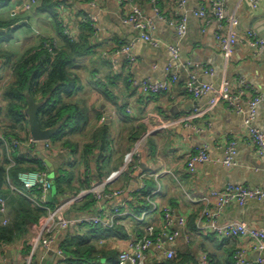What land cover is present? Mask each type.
Listing matches in <instances>:
<instances>
[{"label":"crops","instance_id":"crops-1","mask_svg":"<svg viewBox=\"0 0 264 264\" xmlns=\"http://www.w3.org/2000/svg\"><path fill=\"white\" fill-rule=\"evenodd\" d=\"M136 1L144 13L156 21L155 34L164 41L179 44L182 61L190 62L188 68L181 67L180 77L170 90L162 93L138 91L133 81L168 79L166 67L171 61V53L164 46L157 48L143 39H137L138 31L123 20L124 6L119 0H66L67 11L58 5L51 11H39L37 7L26 11L22 9V0H10L5 5L0 2V21L16 20L19 25L7 40L2 36L7 31L0 29V48L13 53L11 61L6 57L0 59V99L5 86L15 80L12 69L14 60H18L30 48L45 45L50 39L61 47L65 46L66 37L60 26L65 19L72 25L77 24L79 18L92 15L97 25L95 46L91 51L76 56L71 66L72 73L79 79L73 95L65 98L76 104L86 116L83 122L70 125L66 131L65 136L73 145L68 147L62 144V140L53 142L50 138V146L41 141L35 144L23 141L17 147L20 155L44 162V170L50 173L53 187L42 199L41 190L26 183L28 177L25 173L36 170L20 171L16 181L9 178L10 189L6 196L0 197V228L7 227L15 235L22 229L23 234L12 242L0 244V264L50 263L52 252L56 253L52 264H72L65 263L58 250L62 249V243L68 241L70 235H84L86 231L82 229L87 230L91 224L59 231L50 247L39 246L33 253L32 237L39 231L50 207L67 195H77L120 170L145 134L147 137L133 155L130 166L116 174L107 185V192L126 191L101 200L93 196L96 201L88 211L81 210V203H74L66 211L68 216L106 213L118 206L140 213L134 206L137 201L134 189L139 175L145 172L152 199L161 206L171 207L176 215H183L187 221L184 229L193 233L199 213L205 206L199 199L204 195L210 196L212 189H223L228 183L264 187V158L250 143L245 124L249 101L261 96L263 101L257 106L254 124L264 131V47H256L247 40L250 31L264 38V0H257L256 3L253 0H225L227 18H235L233 28L239 35L229 58L225 57L215 37L217 21L205 23L195 14L204 0H185L183 5H179L178 0H157L163 16L187 17L188 31L183 37L156 16L152 0ZM40 3L42 0H39ZM228 26L227 19L225 28ZM128 44L132 45L129 54L122 50ZM209 68L212 71L206 72ZM193 70L198 72L202 81L216 85L225 75L231 80L234 90L238 89L237 80L244 78L248 83L242 96L246 112H237L222 102L211 112L191 118V125H185L181 119L193 113L194 108L205 106L211 96V93H207L195 97L188 91V71ZM36 102L42 104V101ZM67 119L68 115L65 114L61 122ZM0 121L10 123L4 112ZM232 141L236 142V151L232 163L227 164L224 160ZM202 146L208 147L211 160L196 163L195 170L191 171L189 155ZM45 157L51 159L50 164ZM60 172L77 186L72 193H78L64 194L57 187L55 176ZM70 173L72 176L69 178ZM157 188L159 192L154 194L153 190ZM215 204L212 198L209 206L214 208ZM117 219L116 224L125 227L129 238L102 237L94 242L99 248L121 253L131 250V243L142 236L138 232L140 229L146 231L150 223L160 228L162 213H149L142 221L129 215ZM23 220L25 224L20 225ZM218 220L220 223L245 221L264 228V203L256 199L244 203L228 202ZM173 227L183 230L177 220ZM180 236L176 245L177 255L183 254L187 258L186 264H239L236 257L238 250L244 251L243 257L249 260H255L260 255L249 237L222 239L206 230L203 234H194L191 242L186 243L184 237ZM152 251L147 264L160 262L158 257H161L162 251L156 247ZM99 263L108 264L104 257Z\"/></svg>","mask_w":264,"mask_h":264},{"label":"built area","instance_id":"built-area-1","mask_svg":"<svg viewBox=\"0 0 264 264\" xmlns=\"http://www.w3.org/2000/svg\"><path fill=\"white\" fill-rule=\"evenodd\" d=\"M124 6L123 20L126 24L131 25L134 29L138 31L137 39H143L150 43L154 47H165L171 53V61L168 63L166 70L168 72V79L164 80H134L133 86L138 91L147 94H158L170 90L171 85L178 81L180 77L181 67H186L190 65L189 61H182L181 58V48L179 44H172L164 41L161 37L155 34L157 30L156 21L147 16L140 4L136 0H119ZM254 3L257 0H253ZM39 0H22V9L26 11H32L34 7L38 4ZM153 11L156 16L168 23L170 26L176 29L178 35L183 37L187 34L188 24L187 17H174L168 18L162 15L159 6L157 5V0H152ZM179 5H183L185 0H178ZM58 6L64 11H67L66 0H58ZM195 14L202 18L205 23H209L212 20L217 21L218 28L215 34L216 40L223 50L226 58H229L233 53V48L239 39V35L234 30L233 26L236 22L235 18H227L226 15V5L225 0H204L200 7L195 11ZM228 19L229 26L225 28V22ZM69 20L63 21L62 28L64 35L73 40L80 35V24L82 22H91L93 27L97 30L96 18L92 15H85L79 18L77 24L68 23ZM205 29V28H204ZM247 40L256 47H264V38L260 37L256 32L250 31ZM132 45L128 44L122 48L128 54L131 52ZM107 55V53H104ZM212 68L206 70V72H211ZM238 89L234 90L232 87L231 80L225 75L221 79L219 85L204 82L201 80L198 72L196 70L188 71L187 88L188 91L195 97H200L204 94L211 93L208 102L205 106L196 107L193 113L186 115L181 119L185 125H191L190 119L197 116H203L212 110H214L222 102L227 103L228 107L236 110L240 113H245L246 109L242 105L243 94L248 86L247 81L244 78H239ZM263 101L261 96H255L249 101V109L247 110V116L245 119L246 124V134L257 151V153L264 158V131L258 128L254 124V117L258 104ZM1 105V99H0ZM162 126V125H161ZM147 134L143 135L141 139L137 142L132 152L125 159L122 168L110 177L94 183L91 187L86 190L81 191L77 195H67L61 201H59L53 207L48 209L44 219L41 221V226L39 231L34 234L31 239L32 253L39 247H50L54 242L56 235L59 231L70 229L73 230L78 227H83L84 225H103L106 228H112L118 221V217L122 215H129L136 218L139 221L147 218L148 214H154L156 212L162 213V223L160 228H157L154 223H150L146 226V231L142 236H139L136 241L131 243L130 251H122L120 253L119 259L121 263L127 264H147L150 255L153 253V248L156 247L159 251H162L159 261L166 259H173L177 256V241L182 235L186 243L191 242L194 234H203L206 230L212 231L215 235H218L222 239L227 238H242L249 237L252 240L253 246L260 252V255L255 260H249L244 258V251L238 250L237 261L239 264H264V228H258L249 224L245 221H227L225 223L219 222V217L221 211L225 204L231 201H237L239 203H244L249 199H256L264 203V187H252L249 185H241L235 183H228L223 189H212L210 191V196L204 195L201 200L205 206L202 212L199 214L197 219L196 227L191 232H186L184 229L186 225V218L183 215H176L171 207L161 206V204L152 199V194L147 195V199L150 206L144 208L140 213H134L129 211L124 206H118L112 208L106 213L100 214H90L86 213L80 216L72 217L68 216L66 211L79 199H81L86 194H92L96 199L101 200L104 197L112 198L117 196L125 189L115 190L112 192H107V185L109 181L113 179L116 174L127 169L133 159V155L139 150L145 141ZM27 141L28 143L35 144L42 140L35 139L31 135L27 139L22 140L11 135H7L0 131V142H2L5 147L8 158L11 164L15 162L12 157V151L17 149V147ZM47 146L51 145V140H43ZM236 142H230L228 146V155L224 160V163L231 164L233 160V155L235 154ZM211 160L208 147L202 146L196 152L190 153L188 158V165L191 171L195 170L196 163H204ZM28 177L26 183L28 186H37L41 190L42 199H45L48 193L53 187V181L50 177L48 170L31 171L25 173ZM148 175L143 172L139 175V181L135 187V192L141 193L147 187ZM159 192V188L153 190L154 194ZM215 199V207H210L209 204ZM175 220L183 226V230H176L173 226ZM58 253L61 259H65L66 255L63 249H59ZM57 264H61L57 263Z\"/></svg>","mask_w":264,"mask_h":264},{"label":"trees","instance_id":"trees-1","mask_svg":"<svg viewBox=\"0 0 264 264\" xmlns=\"http://www.w3.org/2000/svg\"><path fill=\"white\" fill-rule=\"evenodd\" d=\"M9 1L0 0L3 5ZM57 5L58 0H42V3L37 4L35 7L39 11H51L52 9L55 10L54 8ZM16 22V20L0 21V29L4 28L7 31L2 35L6 40L12 36L17 26H19ZM62 23L60 26H62ZM61 29L63 30V28ZM80 30V35L76 39L71 40L65 36L66 44L64 47L50 39L45 45L28 49L18 60L12 62L15 80L5 86L0 105V116L1 113H6L10 123H1L0 121V131L22 140L29 136V120L25 109L28 106V97L30 96L35 101H42L38 110V118L42 128L56 127L61 123L58 131L51 137L52 141L62 140V144L68 147L73 145L72 141L66 138V131L71 127L70 125L83 122L86 116L76 104H72L65 98V96L73 95L72 91L77 86L79 79L76 74L72 73L71 66L76 56L92 50L95 46L94 36L97 32L91 22H82ZM12 55V52L0 48V59L6 57L11 61ZM65 114L68 115V119L62 123ZM4 148L2 142H0V197L6 196L10 189L9 178L16 181L20 171L46 169L42 160L26 158V156L20 155L17 149L12 151L15 164L9 167L11 162ZM70 176H72V173L69 174V178ZM66 177L62 172L55 176L57 187L63 193L65 192L64 194L78 193V191L72 193V190H75L77 186L68 181V177ZM150 193L151 191L147 187L141 193H135L137 201L134 206L137 211L147 208L149 204L147 195ZM95 201L96 199L92 194H86L77 200L75 204L81 203V210L88 211L95 204ZM24 224L25 221H21L20 225ZM139 225L141 226L140 223ZM82 230L86 231L84 235L72 234L68 241L65 240L62 243V249L66 255L65 263L100 264L99 261L104 257L108 264H120V252L118 250L99 248L94 240L102 237L127 239L129 234L124 226L116 224L114 228H105L103 225H92L87 230L85 228ZM138 232L139 235L145 233L143 229ZM22 234V229L15 235L9 228L2 227L0 228V244L12 242ZM182 255L178 254L173 259L162 260L155 264H186L187 258ZM187 257L189 258V256Z\"/></svg>","mask_w":264,"mask_h":264},{"label":"water","instance_id":"water-1","mask_svg":"<svg viewBox=\"0 0 264 264\" xmlns=\"http://www.w3.org/2000/svg\"><path fill=\"white\" fill-rule=\"evenodd\" d=\"M41 104L34 101L32 98H29L28 100V106L26 107L25 112L28 114V120H29V130L31 133V136L35 139L39 140H46L50 139L57 131V127H50V128H42L41 124L39 122L38 118V110L40 108ZM43 144L45 143L44 141ZM45 161L50 164V158H44ZM1 218L4 219L3 216ZM52 255L49 257L50 263L44 264H52L53 260L56 258V253H51Z\"/></svg>","mask_w":264,"mask_h":264},{"label":"rangeland","instance_id":"rangeland-1","mask_svg":"<svg viewBox=\"0 0 264 264\" xmlns=\"http://www.w3.org/2000/svg\"><path fill=\"white\" fill-rule=\"evenodd\" d=\"M148 206H150V203L148 204ZM148 206H147V207H148Z\"/></svg>","mask_w":264,"mask_h":264}]
</instances>
